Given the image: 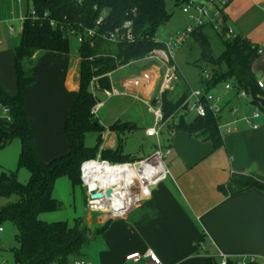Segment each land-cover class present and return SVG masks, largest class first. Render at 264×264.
Instances as JSON below:
<instances>
[{
    "label": "crops",
    "instance_id": "obj_1",
    "mask_svg": "<svg viewBox=\"0 0 264 264\" xmlns=\"http://www.w3.org/2000/svg\"><path fill=\"white\" fill-rule=\"evenodd\" d=\"M30 8L27 0H0V83L12 95L18 91L14 52L21 40L23 17ZM225 14L233 33L241 34L262 50L253 70L264 83V0H229ZM207 26L211 25L204 26L203 32ZM171 35L168 32L167 37ZM80 43L73 52L40 54L34 67L36 81L26 91V112L33 122L38 157L44 162L67 153L70 148L65 123L80 89ZM174 63L178 80L167 89L172 97H179L186 86L191 90L203 88L201 81L193 88L176 57ZM130 66L136 68L115 76ZM164 71L165 65L160 61L131 62L108 73L111 87H116L118 93L108 96L106 89L97 91L103 92L107 99L141 100L152 112L150 105L164 92H161ZM212 91L222 96L220 123L233 121L231 109L237 104L241 106V115L251 114L257 106L249 98V101L239 98L235 90L218 85ZM95 95L99 103L94 114L100 123L97 113L106 100L98 93ZM116 121L127 124L125 132L137 126L117 115L110 124L100 123L106 128L103 146L117 147V134L109 129ZM257 124L254 127L239 121L231 125L230 131L223 129V144L219 147L212 140L185 131H178L170 139L161 132L153 149L159 140L171 149L166 157L171 176L154 187L150 197L123 218L101 217L97 221L87 213L83 219L100 231L83 248V258L92 264H152L149 259L135 262L126 258L130 253L152 249L165 264H207L208 257L221 254L233 259L254 255V264H264V194L254 189L235 194L221 189L233 173L264 174V110ZM153 125L144 127V138H154L145 134V129Z\"/></svg>",
    "mask_w": 264,
    "mask_h": 264
},
{
    "label": "trees",
    "instance_id": "obj_2",
    "mask_svg": "<svg viewBox=\"0 0 264 264\" xmlns=\"http://www.w3.org/2000/svg\"><path fill=\"white\" fill-rule=\"evenodd\" d=\"M27 1L40 14L48 11L50 17L57 21V26L52 27L48 19H26L20 43L14 52L17 93H7L0 83V147L9 138L18 137L21 141L18 167H25L30 173L26 182L20 181L18 169L0 174V198L5 199L0 204V224L4 226L10 223L16 229L18 244L12 249L15 261L23 264H68L74 257H83V248L100 229L91 228L83 218H76L74 224L70 225L64 220L47 222L40 215L62 207L61 202L53 196L58 178L65 176L73 186L81 185V164L95 158L102 143L106 128L93 113L99 99L91 87L110 89L109 72L145 59L156 48H164L162 42L156 41L157 33L170 20L172 13L167 9V0ZM187 1L174 0L176 5H183ZM102 13L103 19L97 24ZM126 21H131L133 40L117 42L105 37L122 28ZM204 26L192 34L201 46L199 61H206L210 67L209 78L202 73L203 88L213 90L222 82H231L237 90L245 89L264 97V90L258 85L259 74L253 70L259 56V46L241 34L230 33L224 12L220 32L225 40V49L214 56L204 35ZM89 29L95 30L93 36L87 35ZM72 32L81 35L83 40L79 46L80 89L72 101L65 123L70 148L67 153L44 162L38 157L33 122L26 112V91L36 81L34 67L40 54L45 51L70 52L69 36ZM171 93L165 90L162 94V133L166 134L167 139L178 131H185L203 140H212L215 147L221 146L223 135L219 128V117L213 110L208 108L205 116L187 119L188 109L185 110L184 106L191 89L186 86L177 98L172 97ZM3 107L9 109V120L3 115ZM126 126L120 121L109 126L111 131L116 132L118 144L114 151H104L103 157L113 162L129 161L131 157L124 153L121 137ZM89 133L97 134L94 146L86 143ZM221 189L231 194L246 189L264 194V174L233 173L227 185ZM235 262L233 258L228 260V264ZM207 264H220V257H208Z\"/></svg>",
    "mask_w": 264,
    "mask_h": 264
},
{
    "label": "built area",
    "instance_id": "obj_3",
    "mask_svg": "<svg viewBox=\"0 0 264 264\" xmlns=\"http://www.w3.org/2000/svg\"><path fill=\"white\" fill-rule=\"evenodd\" d=\"M228 2L229 0H188L182 5V10L188 14L192 23L184 31L172 34L169 38L167 37L162 41L156 39V41L165 45L164 48L154 49L145 59L160 61L165 65L161 92L170 89L174 82L178 80L177 66L174 63L176 50L179 49L188 36L206 24H211L214 29L221 30V23ZM103 15L104 13L98 18L97 24L101 23ZM28 18L34 20L48 19L52 27L57 26V21L50 17L48 11L40 14L35 8L31 7L28 14L23 17V21ZM229 32L233 33L230 27ZM72 34L74 33L72 32ZM94 34V29L87 31V35L93 36ZM74 35L78 36L80 42L83 40L81 35ZM105 37L110 41L117 42L133 40L131 21H126L122 28H117L105 35ZM261 52L262 50L259 49V54ZM205 76L209 78L208 73H205ZM258 85L261 88L264 87L261 79L258 80ZM224 87L226 90H235L239 98H249L251 100L249 92L245 89L237 90L231 82H226ZM105 93L111 96L118 93V89L111 87V89H106ZM186 102L189 103L188 109L194 111L196 116H205L209 108L213 110L217 117H220L222 96L212 90H205L204 88L192 89ZM150 109L154 113L155 122L152 127L145 129V134L159 139L164 120L161 96L150 105ZM2 110L3 115L7 116L9 120V109L3 107ZM95 112L96 107L93 109V113ZM240 112L241 106L239 104L233 106L231 109L233 121L225 124L219 123L220 130L230 131L231 125L239 121L257 127V120L263 115V109L259 104H257L251 114L241 115ZM170 152L171 149L168 146H163L159 140L150 155L138 160L113 162L98 157L83 161L80 168V178L86 192L88 213H98L99 217L107 220L125 217L133 208L150 197L154 187L171 176V171L165 162V158ZM109 189L112 190L110 196L107 194ZM97 194L101 195L96 196ZM3 231L4 226L0 224V233ZM126 258L135 262L149 259L152 264H165L152 249H148L144 253H130ZM230 258L228 255L221 254L220 264H228ZM234 259H236L234 264H254L256 262V256L254 255H242ZM0 264L23 263L15 261L13 258L10 260L0 256ZM68 264H92V262L83 257H74Z\"/></svg>",
    "mask_w": 264,
    "mask_h": 264
},
{
    "label": "rangeland",
    "instance_id": "obj_4",
    "mask_svg": "<svg viewBox=\"0 0 264 264\" xmlns=\"http://www.w3.org/2000/svg\"><path fill=\"white\" fill-rule=\"evenodd\" d=\"M167 9L172 13L170 20L162 25L157 33V39L164 40L167 38L168 32L171 34H177L182 32L191 23V19L188 14L182 10V5H176L174 0H167ZM24 10L27 6L24 4ZM204 35L210 43L211 52L214 56L220 55L225 49V40L219 30L214 29L211 26H207L204 29ZM70 43L72 52L76 50L79 39L78 36L70 34ZM176 62L180 69L189 77L191 84L194 87L199 86L202 73H209L210 67L206 61H199L201 57V46L199 41L194 35H190L182 43L178 50H176ZM199 61V62H198ZM197 62V65L195 64ZM144 64V63H138ZM136 67L130 66L125 70L118 71L115 76L122 75L123 72L133 71ZM206 72H203V71ZM220 87H224V82L219 84ZM191 88L190 86H188ZM94 93H98V96L102 100H106L104 106L97 113V117L101 124L107 125L113 122L114 117H122V119H129L132 123H136V128L131 131H126L122 134L123 139V151L131 158L129 161L145 158L153 152L154 138H144V127L153 125L154 114L149 111L148 105L133 98L113 97L108 98L103 92H98L96 87H91ZM177 91V88L174 90ZM245 101L249 99L245 98ZM195 115L192 110L186 111V118L191 119ZM97 134L89 133L86 137V143L90 146L96 144ZM104 138L100 144L95 158H102L103 152L107 150L114 151L116 148H110L109 146H103ZM21 150V141L18 137H11L7 140L4 146L0 147V174L3 171L18 169V176L20 181L26 182L30 176L29 171L25 167L19 166V154ZM110 160V159H107ZM167 158H165V162ZM56 194L54 195L62 204V207L57 211L47 212L40 215V218L47 222H54L64 220L69 222L70 225L74 224L76 217L85 218L88 210L86 205V192L83 185L73 186L67 177L60 178L56 183ZM4 198H0V204L4 202ZM90 219L100 220L101 217L98 213H88ZM99 219V220H98ZM16 229L10 223L4 224V232L0 233V256L1 258H13L12 249L17 246V240L15 238Z\"/></svg>",
    "mask_w": 264,
    "mask_h": 264
},
{
    "label": "water",
    "instance_id": "obj_5",
    "mask_svg": "<svg viewBox=\"0 0 264 264\" xmlns=\"http://www.w3.org/2000/svg\"><path fill=\"white\" fill-rule=\"evenodd\" d=\"M250 97H251V101H252V102L259 104V105L262 107V109L264 110V97H262V96H260V95H257V94H255V93H253V92H250ZM188 105H189V103L186 102V103H185V106H184L185 110L188 109ZM95 124H97V122H96ZM111 192H112V190L109 189V190L107 191V194L110 196V195H111ZM100 195H101V194H97L96 196H100Z\"/></svg>",
    "mask_w": 264,
    "mask_h": 264
}]
</instances>
